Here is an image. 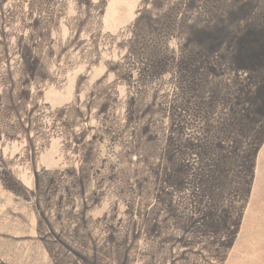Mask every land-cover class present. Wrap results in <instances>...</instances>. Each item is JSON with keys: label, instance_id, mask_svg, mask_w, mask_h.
I'll list each match as a JSON object with an SVG mask.
<instances>
[{"label": "rangeland", "instance_id": "374dc122", "mask_svg": "<svg viewBox=\"0 0 264 264\" xmlns=\"http://www.w3.org/2000/svg\"><path fill=\"white\" fill-rule=\"evenodd\" d=\"M0 264H264V0H0Z\"/></svg>", "mask_w": 264, "mask_h": 264}]
</instances>
